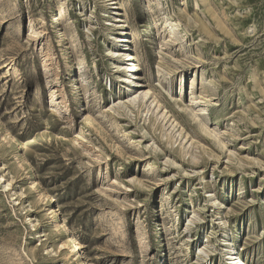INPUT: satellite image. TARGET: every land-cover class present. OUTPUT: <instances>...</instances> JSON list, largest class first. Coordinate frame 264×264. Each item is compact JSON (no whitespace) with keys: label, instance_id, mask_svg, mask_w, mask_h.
<instances>
[{"label":"rangeland","instance_id":"rangeland-1","mask_svg":"<svg viewBox=\"0 0 264 264\" xmlns=\"http://www.w3.org/2000/svg\"><path fill=\"white\" fill-rule=\"evenodd\" d=\"M106 1L0 0V264H78L42 188L92 264H264V0Z\"/></svg>","mask_w":264,"mask_h":264},{"label":"bare ground","instance_id":"bare-ground-1","mask_svg":"<svg viewBox=\"0 0 264 264\" xmlns=\"http://www.w3.org/2000/svg\"><path fill=\"white\" fill-rule=\"evenodd\" d=\"M106 2L108 3L109 11L114 12V10H115L114 5L116 4V0H107ZM64 40L65 39H63V41ZM129 50H130V48L127 44L126 48L124 49V53L122 54L121 57H123L124 60H127L128 58H130V60L132 61L133 57H132L131 53L129 52ZM148 93H149L148 90L145 92L142 91V93L140 95L141 98L142 99L146 98ZM156 100H155V103H156ZM152 103L153 102H150L149 105H153ZM151 108H152V106H151ZM203 125H204V123H203ZM206 130H208V129H206ZM215 136H216V134H214V137ZM35 183H36V181L33 180L32 187L35 186ZM10 185H11L10 182H8L5 184V187L8 188ZM39 200L40 201L42 200L46 204V206L48 207L47 213H46L47 217H45V218H47L48 224L53 226L54 229L58 230L63 235L62 236V238H63L62 248L66 251L67 255L70 256V258H72L73 262H75V263L92 264V262L86 260L85 257L82 255L81 247H80V244L78 243L77 238L70 232V229L66 226V224H64V222H62L61 216L59 215L58 210L55 209V206L53 205L52 198L50 197L49 192L46 189L42 188L41 191L39 192ZM229 248H230V251L228 252V254L230 256V260L232 261V264H242L243 263L242 259L240 258V256H238V253H235V251L233 252L231 246Z\"/></svg>","mask_w":264,"mask_h":264}]
</instances>
